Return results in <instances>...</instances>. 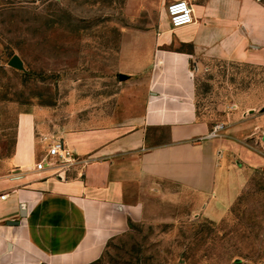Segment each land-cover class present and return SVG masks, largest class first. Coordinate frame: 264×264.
Listing matches in <instances>:
<instances>
[{
  "label": "crops",
  "instance_id": "0c3cea01",
  "mask_svg": "<svg viewBox=\"0 0 264 264\" xmlns=\"http://www.w3.org/2000/svg\"><path fill=\"white\" fill-rule=\"evenodd\" d=\"M131 3L112 100L93 109L80 98L63 112L18 115L12 174L0 177V260L90 264L97 237L151 217L150 203L217 222L264 173V100L245 111L230 106L213 138L206 136L217 123L201 117L196 104L201 61L264 69V5L188 0L193 23L172 29L165 9L152 18L150 4ZM56 144L58 153L49 156Z\"/></svg>",
  "mask_w": 264,
  "mask_h": 264
},
{
  "label": "rangeland",
  "instance_id": "374dc122",
  "mask_svg": "<svg viewBox=\"0 0 264 264\" xmlns=\"http://www.w3.org/2000/svg\"><path fill=\"white\" fill-rule=\"evenodd\" d=\"M127 1L0 0V177L12 174L10 157L22 111L63 112L80 98H89L95 109L97 101L118 93L119 33L133 25ZM143 1L152 6V18L166 9L157 0ZM13 55L24 71L7 65ZM201 63L196 77L201 117L221 124L230 106L245 111L257 106L256 98L264 100V69L217 58ZM149 212L146 220L126 221L125 230L100 234L90 264H264V173L254 175L220 221L163 203H150Z\"/></svg>",
  "mask_w": 264,
  "mask_h": 264
},
{
  "label": "built area",
  "instance_id": "2783aa9c",
  "mask_svg": "<svg viewBox=\"0 0 264 264\" xmlns=\"http://www.w3.org/2000/svg\"><path fill=\"white\" fill-rule=\"evenodd\" d=\"M166 15L169 21V25L172 29L184 27L193 23L192 9L189 3L185 0H176L166 5ZM222 124H216L208 132L207 138H213L218 135V132L222 129ZM60 144H56L50 147L48 150L49 156H54L58 153ZM45 167V161L41 160L36 164V170L40 171ZM5 195H0V200H5Z\"/></svg>",
  "mask_w": 264,
  "mask_h": 264
},
{
  "label": "water",
  "instance_id": "95a60500",
  "mask_svg": "<svg viewBox=\"0 0 264 264\" xmlns=\"http://www.w3.org/2000/svg\"><path fill=\"white\" fill-rule=\"evenodd\" d=\"M7 65L13 69L19 70V71H24V67H23V62L21 61V59L17 56V55H13L11 57V59L8 61ZM120 76V79H123V77ZM7 224L9 226H17L18 222L16 221H10L7 222Z\"/></svg>",
  "mask_w": 264,
  "mask_h": 264
}]
</instances>
